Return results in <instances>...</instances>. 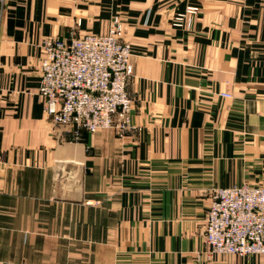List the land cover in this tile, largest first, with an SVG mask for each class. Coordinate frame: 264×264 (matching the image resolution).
Listing matches in <instances>:
<instances>
[{
    "label": "crops",
    "instance_id": "0c3cea01",
    "mask_svg": "<svg viewBox=\"0 0 264 264\" xmlns=\"http://www.w3.org/2000/svg\"><path fill=\"white\" fill-rule=\"evenodd\" d=\"M114 15L134 128L75 137L43 111L41 42ZM243 183L264 185V0H0V264H264L204 251L209 191Z\"/></svg>",
    "mask_w": 264,
    "mask_h": 264
},
{
    "label": "built area",
    "instance_id": "2783aa9c",
    "mask_svg": "<svg viewBox=\"0 0 264 264\" xmlns=\"http://www.w3.org/2000/svg\"><path fill=\"white\" fill-rule=\"evenodd\" d=\"M175 19L180 26L182 15ZM123 31L122 18L114 15L105 33L48 35L41 42L43 111L53 123L72 126L75 137L99 128L123 136L134 128L132 52ZM209 199L203 229L209 256L264 253V185L213 187Z\"/></svg>",
    "mask_w": 264,
    "mask_h": 264
},
{
    "label": "rangeland",
    "instance_id": "374dc122",
    "mask_svg": "<svg viewBox=\"0 0 264 264\" xmlns=\"http://www.w3.org/2000/svg\"><path fill=\"white\" fill-rule=\"evenodd\" d=\"M203 238H204V234H203ZM204 243H205V242H204ZM204 251H205V254H206L207 258H209V259L212 258V256H209V255L207 254V252H206V246H205V250H204Z\"/></svg>",
    "mask_w": 264,
    "mask_h": 264
}]
</instances>
